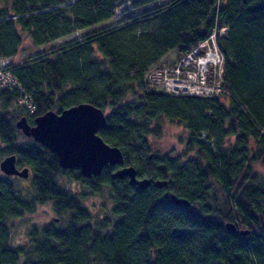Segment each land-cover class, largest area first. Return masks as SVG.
<instances>
[{
  "label": "trees",
  "instance_id": "obj_1",
  "mask_svg": "<svg viewBox=\"0 0 264 264\" xmlns=\"http://www.w3.org/2000/svg\"><path fill=\"white\" fill-rule=\"evenodd\" d=\"M126 1L135 14L104 23ZM157 1L0 0V58L17 81L0 88V155L15 154L29 169L20 179L30 180L22 189L0 177V264H264V0ZM77 30L79 37L52 43ZM211 31L223 56L220 95L149 84L151 66ZM25 39L43 48L25 52ZM80 102L108 110L98 133L121 149L124 164L166 184L139 189L111 177L118 165L85 177L15 127L21 116L33 124ZM164 121L183 127L192 156L150 153ZM102 187L111 206L96 217L83 198ZM46 202L58 219L12 244L10 220ZM229 220L247 233L227 231Z\"/></svg>",
  "mask_w": 264,
  "mask_h": 264
},
{
  "label": "water",
  "instance_id": "obj_2",
  "mask_svg": "<svg viewBox=\"0 0 264 264\" xmlns=\"http://www.w3.org/2000/svg\"><path fill=\"white\" fill-rule=\"evenodd\" d=\"M105 123L104 111L87 102H80L59 111L47 110L29 124L25 116L15 121V127L26 137L45 146L57 156L62 168H76L85 177L98 175L106 165H118L111 172L113 178L127 177L131 185L144 189L151 183L157 187L166 184L164 179L138 177L133 165H123V153L118 146L103 140L98 129ZM0 170L5 175L28 176V167L16 166V155H4ZM168 194L165 193L164 196ZM175 204L187 205L188 200L170 194ZM227 231L246 234L247 229H237L232 221L224 222Z\"/></svg>",
  "mask_w": 264,
  "mask_h": 264
},
{
  "label": "rangeland",
  "instance_id": "obj_3",
  "mask_svg": "<svg viewBox=\"0 0 264 264\" xmlns=\"http://www.w3.org/2000/svg\"><path fill=\"white\" fill-rule=\"evenodd\" d=\"M168 0H158L156 3H164ZM124 5L126 6V10L122 11L119 7L115 12L114 17H112L111 20H107L104 23H110L118 21L122 18H126L129 16H133L135 14V10L129 8L128 2H124ZM81 34L80 30H77L75 32H72L66 36L60 37L52 43H65L69 41L70 39L79 37ZM24 50L25 52H31L34 53L37 50H40L43 48V46L33 47L28 39H25L23 42ZM205 48H210L209 46ZM183 55V53L178 52L174 49L170 50L165 58L161 59L160 62L156 65H168V64H174L177 63ZM20 56H16L13 58V60H18ZM190 62H188V65H191V67L195 68V72H191L192 76L195 78L196 81H199V83H204L202 87L206 86V83H208V77L210 76L211 70L210 67L215 68L216 66L214 64H207L206 67L202 70V65L196 60L193 59V57L188 58ZM11 61V60H10ZM196 61V64H195ZM213 75H215L213 73ZM108 110H105V113H107ZM187 134L182 126L169 122L164 121L161 123V134L152 140L153 146L150 153L154 152L155 159L164 155H183L184 156H192L193 151L187 152L185 150V140H186ZM0 146H2V143L0 142ZM4 155H0V160L3 158ZM185 158V157H183ZM123 165H127L124 164ZM24 165H17V167L20 169ZM115 170V168L113 169ZM112 170V171H113ZM0 177H7L1 170H0ZM12 180L20 187V188H26L29 187L30 180L29 179H20L21 177L16 175H11ZM60 182L65 183L68 188H71L73 191H79L82 188V185L80 186V183L74 180H68L65 177H59ZM87 195L83 198V203L89 208L92 215L96 217H101L104 215L106 211H108V208L111 206V199L109 197V191L107 187H102L99 192H96V194H90L88 193V190L86 191ZM52 219H58V217L52 213L50 209L49 202L46 203H36L35 210L33 212H26L19 218H12L10 220L11 225V243L12 244H25L28 237V232L33 226H40L41 224L52 220ZM230 221V220H229Z\"/></svg>",
  "mask_w": 264,
  "mask_h": 264
},
{
  "label": "built area",
  "instance_id": "obj_4",
  "mask_svg": "<svg viewBox=\"0 0 264 264\" xmlns=\"http://www.w3.org/2000/svg\"><path fill=\"white\" fill-rule=\"evenodd\" d=\"M224 29L225 27H221L218 33L223 32ZM207 46L210 48H205ZM181 57L183 58L172 65L151 66L145 74L149 84L156 89H162L171 94L200 96L221 94L224 90L222 85L223 56L216 44L215 31H211L204 40L185 51ZM189 57H193L197 62L200 60L202 70L207 64H214L216 66L215 68L210 67L211 73L207 79L208 83H206V86L202 87L204 83H199L192 76L191 72H195L196 69L187 64L190 62ZM7 62V59L0 58V88L12 87L17 83L11 73L4 70ZM21 102L26 104L29 111L33 110V105L26 102L25 99H22Z\"/></svg>",
  "mask_w": 264,
  "mask_h": 264
},
{
  "label": "bare ground",
  "instance_id": "obj_5",
  "mask_svg": "<svg viewBox=\"0 0 264 264\" xmlns=\"http://www.w3.org/2000/svg\"><path fill=\"white\" fill-rule=\"evenodd\" d=\"M113 178V177H112ZM123 178H127V177H123ZM128 179V178H127Z\"/></svg>",
  "mask_w": 264,
  "mask_h": 264
},
{
  "label": "flooded vegetation",
  "instance_id": "obj_6",
  "mask_svg": "<svg viewBox=\"0 0 264 264\" xmlns=\"http://www.w3.org/2000/svg\"><path fill=\"white\" fill-rule=\"evenodd\" d=\"M16 166H17V165H16ZM116 168H117V167H116ZM116 168H115V169H116ZM138 177H139V176H138Z\"/></svg>",
  "mask_w": 264,
  "mask_h": 264
}]
</instances>
